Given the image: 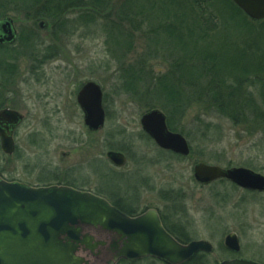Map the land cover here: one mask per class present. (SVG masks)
<instances>
[{"label":"rangeland","instance_id":"obj_1","mask_svg":"<svg viewBox=\"0 0 264 264\" xmlns=\"http://www.w3.org/2000/svg\"><path fill=\"white\" fill-rule=\"evenodd\" d=\"M11 1L4 11L5 2L0 0V17L11 16L19 34L30 35V38L28 46L22 47L18 38L11 45L15 48L17 64L12 82L11 77L7 80L6 74L1 73V66L7 65L9 55L0 48L3 77L0 97H4L0 107L7 105L17 109L25 118L16 132L15 152L10 155L0 147V174L7 180L17 178L38 184L66 179L97 190L103 184L104 172L112 169L105 157L106 150L125 148L127 165L120 171L125 173L123 175L136 176H110V184L132 188L133 193L138 176L149 179V184L155 185L152 192L143 191L149 188L142 184L136 185V203L140 206L156 203L163 207L166 201L160 198L161 189H171L168 206L174 221L172 228L185 240L210 241L214 251L205 252L208 263L219 264L232 256L224 249L223 241L234 231L240 243L238 256L264 264V192L236 188L221 179L201 185L194 179L192 169L195 163L205 162L222 167H248L264 174L263 119L255 115L234 124L229 118L210 112L202 102H194L183 119L174 122L177 131L188 140L190 154L165 152L145 136L141 128L140 116L149 110L145 97L131 98L124 91L118 92L115 85L118 66L107 51L101 26L92 25L95 31L85 34L86 25L81 23L82 28L66 30L56 40L52 36V23L47 19L32 18L33 10L28 13L13 10L14 6H33V3ZM20 3L23 5H18ZM168 7L165 11L173 10ZM78 11L71 8L64 14L78 21ZM225 20L221 15L222 27ZM31 42L37 45L32 46ZM53 42L58 55L43 61L41 56ZM133 47L127 62L139 59L145 47L140 32H136ZM32 48L34 50L30 51ZM149 66L155 73L167 69V63L161 59L150 61ZM87 80L99 83L104 92L106 120L103 128L95 132L84 124L82 110L76 102V93ZM175 226L183 228V232ZM116 264L166 263L143 257L120 260Z\"/></svg>","mask_w":264,"mask_h":264},{"label":"trees","instance_id":"obj_2","mask_svg":"<svg viewBox=\"0 0 264 264\" xmlns=\"http://www.w3.org/2000/svg\"><path fill=\"white\" fill-rule=\"evenodd\" d=\"M9 1L7 4L8 0H4V11L12 2ZM21 3L33 6H14L13 10L24 13L33 10L32 18L47 19L52 23V36L56 40L66 30L82 28L81 23L86 25L85 34L95 31L92 25L101 26L107 51L118 66L115 82L118 92L124 91L131 98L144 96L147 109L157 107L164 111L171 130H178L175 119H183L194 102H202L210 112L229 118L234 124L255 115L264 122V18H250L232 0H23ZM168 6L173 10L165 11ZM71 8L79 10L78 21L66 18L64 13ZM221 15L226 19L224 27L220 25ZM136 32L145 39V47L139 59L127 62L134 49ZM28 38L30 35L19 34L22 47L27 45ZM50 45L41 56L43 61L58 55L54 42ZM11 49L6 50L7 73L15 72L17 65L15 48L12 52ZM156 59L167 63L165 71L153 72L149 62ZM172 234L183 239L175 232ZM206 256L205 252H198L181 264H211Z\"/></svg>","mask_w":264,"mask_h":264},{"label":"water","instance_id":"obj_3","mask_svg":"<svg viewBox=\"0 0 264 264\" xmlns=\"http://www.w3.org/2000/svg\"><path fill=\"white\" fill-rule=\"evenodd\" d=\"M246 15L253 19L264 18V0H232ZM0 43L13 42L16 38L13 20L5 17L0 21ZM77 103L84 114V124L90 130L102 128L105 111L102 105V89L94 80L86 81L76 95ZM22 114L15 109L0 110V146L10 154L15 149L13 130L21 122ZM142 130L162 149L182 156L191 152L186 137L171 130L167 116L160 108H151L140 116ZM107 157L116 165L126 162V156L118 150H108ZM193 177L198 183L207 184L226 178L248 189L264 191V174L243 166L222 167L216 164L197 162L193 165ZM107 217L102 221L101 217ZM102 224L107 231L115 233L113 259H136L154 257L167 264H181L197 252H211L213 245L205 239L180 242L168 232L158 214L149 210L137 216H129L117 209L105 198L88 191L69 186H33L16 180L0 177V264H87L74 259L79 228L69 224ZM68 234V240L60 238ZM91 237L82 241L88 247ZM225 245L240 249L236 232H229ZM112 264V261L109 262ZM219 264H261L258 261L234 257L223 259Z\"/></svg>","mask_w":264,"mask_h":264},{"label":"flooded vegetation","instance_id":"obj_4","mask_svg":"<svg viewBox=\"0 0 264 264\" xmlns=\"http://www.w3.org/2000/svg\"><path fill=\"white\" fill-rule=\"evenodd\" d=\"M5 17H10L12 20H13V18L11 17V16H9L8 14L7 15H4V16H2V17H0V21L2 20V19H4ZM40 25H42V24H40ZM13 28L15 29V33H16V38H15V40L13 41V42H3V43H0V48H3L4 49V51H5V54L6 53H8L6 50L8 49V48H10L11 47V45L12 44H14L16 41H17V38H19L18 37V35H19V31H18V29H17V27L15 26V24H14V21H13ZM3 33V30L0 28V34H2ZM6 66L7 65H3V66H1V73H3L5 70H6ZM1 73H0V86L2 87L3 86V82H2V80H3V77H2V75H1ZM6 74V79L8 80L10 77H11V82H12V79L16 76L15 75V72H11V71H9V73H7L6 71L4 72V75ZM7 80H5V83H7ZM88 81V80H87ZM10 82V81H9ZM86 82V81H85ZM84 82V83H85ZM84 83H82L81 84V86L79 87V89L83 86V84ZM99 84V83H98ZM100 85V84H99ZM101 86V85H100ZM79 89H78V91H79ZM101 89H102V87H101ZM77 91V92H78ZM1 95V94H0ZM76 95H77V93H76ZM3 96H1L0 97V105L1 104H3L4 103V101H2L3 100ZM2 101V102H1ZM6 101V100H5ZM76 102H77V100H76ZM79 105V104H78ZM102 105H103V108H104V92H103V89H102ZM11 108V109H14V108H12V107H10V106H1L0 107V110L2 109V108ZM80 107V106H79ZM81 109V108H80ZM15 110H17V109H15ZM82 110V109H81ZM18 111V110H17ZM104 111H105V108H104ZM19 113H21L22 114V120H21V122L15 127V129L13 130V133H12V137H13V140H14V144H15V149H14V151L12 152V153H10V155H12L14 152H15V150H16V142H15V136H16V132H17V129H18V127L21 125V123L23 122V120H24V118H25V115L21 112V111H18ZM82 114H83V111H82ZM83 118H84V114H83V116H82ZM105 120H106V111H105ZM84 121V120H83ZM104 124H105V122H104ZM104 126V125H103ZM103 126H102V128H103ZM102 128H100V129H98V130H90L89 128V130L90 131H93V132H95V131H99V130H101ZM1 147V146H0ZM2 149V148H1ZM118 150V151H121V152H123L124 153V155L126 156V162L124 163V164H122V165H116V164H114L108 157H107V155H106V153H107V151L108 150ZM161 150H165V151H169V150H166V149H162L161 148ZM172 152V151H171ZM174 153V152H173ZM176 154H178V153H176ZM105 157H106V159L108 160V164H110L111 166H112V169H110L107 173H105L104 172V174L102 175V181H103V184H102V186H101V188L100 189H92V188H89V187H87V186H84V185H78V184H75V183H73L72 181H69V180H58V179H56L54 182H52V183H42V184H38V183H27V182H24V181H22V180H19V179H17V178H12V180H16V181H20V182H23V183H26V184H29V185H33V186H47V185H63V186H69V187H73V188H75V189H79V190H82V191H88V192H91V193H93V194H96V195H99V196H101V197H103V198H105L106 200H108L112 205H114L117 209H119L120 211H122V212H124V213H126L127 215H129V216H137V215H139V214H142V213H144V212H147V211H149V210H154L157 214H158V216H159V218H160V220H161V223H162V225L164 226V228L168 231V232H170L171 234H172V232H175L174 231V229L172 228V225H174L173 223H174V221H172L171 220V216H170V208H169V206H168V201H169V198H170V195H171V193H172V190L171 189H161L162 191L160 192V198L162 199V200H164V201H166L165 202V205L163 206V207H159L158 205H156V203H144L142 206H140L139 204L140 203H136V185H137V187H138V184H139V186H140V184H142L143 186H146V187H148L149 189H144L143 191H149V192H152L153 191V189H154V187H155V185H150L149 184V179L148 180H146L147 178H144V176H138V183L134 186V192L132 193L131 192V189L132 188H129V189H123L122 187H120V185H118V184H110V183H112V182H110L109 181V179H110V176H114L115 178L116 177H119V178H126V177H129V176H134L135 174H131V175H123V174H125L124 172H121L120 171V169L122 168V167H124V166H126L127 165V160H128V156H127V154H126V152L125 151H123L122 149H115V148H109V149H107L106 150V152H105ZM120 173V174H119ZM123 173V174H122ZM123 176H122V175ZM138 175V174H137ZM136 176V175H135ZM0 177H2V178H4V176L3 175H1L0 174ZM142 177V178H141ZM5 179V178H4ZM225 180V181H228L229 183H231L234 187H236V188H241V189H243V190H246V191H250V192H264V191H258V190H253V189H248V188H243V187H241V186H239V185H237V184H235V183H233L232 181H230V180H228V179H226V178H219V179H216V180H214V181H217V180ZM105 180L107 181V182H105ZM214 181H211L210 183H212V182H214ZM199 184H201V185H206V184H202V183H199ZM207 184H209V183H207ZM130 191V192H129ZM144 192V193H145ZM174 227V226H173ZM175 229L176 230H178V231H182L181 229H183V228H181L180 226H175ZM105 230V229H104ZM109 235H112L113 236V239H112V242H111V245L107 248V249H105V251H104V253H103V259L106 261V264H109V262L110 261H112L113 260V257H114V255L116 254V250H115V247H114V245H113V243L115 242L116 243V241H117V236L115 235V233H113V232H111V231H107V230H105ZM183 232V231H182ZM176 233V232H175ZM238 235V234H237ZM176 237V236H175ZM180 242H182V243H186V242H188V241H190V240H193V239H187V240H185V239H179L178 237H176ZM239 238V237H238ZM213 245V244H212ZM223 245H224V249H226L228 252H230V254L232 255V256H230L229 258H225V259H230V258H234V257H241V256H238V252H239V250L238 251H233V250H231V249H229L226 245H225V243H224V241H223ZM95 246H93V247H90V248H94ZM214 251V247H213V250L211 251V252H209V253H212ZM202 252V251H201ZM98 255V254H97ZM98 258H101V257H98ZM141 258H143V257H141ZM244 258V257H243ZM139 259V258H138ZM120 260H131V259H124V258H119L118 260H115V264L118 262V261H120ZM223 260V259H222ZM161 261V260H160ZM259 262V261H258ZM261 264H263L262 262H260Z\"/></svg>","mask_w":264,"mask_h":264},{"label":"clouds","instance_id":"obj_5","mask_svg":"<svg viewBox=\"0 0 264 264\" xmlns=\"http://www.w3.org/2000/svg\"><path fill=\"white\" fill-rule=\"evenodd\" d=\"M102 221H106L107 217H101ZM71 228H79V237L80 241H74L77 243V248L73 254L74 259H81L86 261L87 264H106V261L103 259V253L105 249H107L112 242L113 236L109 235L103 228V225L98 224H69ZM88 236L91 237L90 244L94 245V248L88 247L82 241L84 238ZM60 238L63 241L68 240V234L61 233ZM98 254V255H97ZM101 257V258H98ZM112 264H115V260H112Z\"/></svg>","mask_w":264,"mask_h":264}]
</instances>
